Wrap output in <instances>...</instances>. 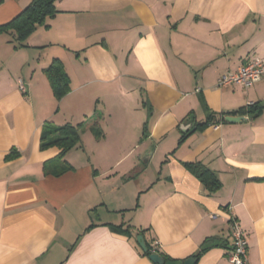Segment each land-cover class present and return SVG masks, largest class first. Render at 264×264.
Segmentation results:
<instances>
[{"label":"crops","instance_id":"obj_1","mask_svg":"<svg viewBox=\"0 0 264 264\" xmlns=\"http://www.w3.org/2000/svg\"><path fill=\"white\" fill-rule=\"evenodd\" d=\"M30 1L0 0V25ZM54 7L23 47L0 32V264H154L137 228L169 259L200 252L194 264H229L230 216L246 264H264V108L223 120L264 103V79L217 85L264 57V0ZM54 58L69 77L60 98L44 71ZM66 123L81 124L79 139L59 159L41 133ZM193 161L219 185L205 187L183 165Z\"/></svg>","mask_w":264,"mask_h":264},{"label":"trees","instance_id":"obj_2","mask_svg":"<svg viewBox=\"0 0 264 264\" xmlns=\"http://www.w3.org/2000/svg\"><path fill=\"white\" fill-rule=\"evenodd\" d=\"M56 0H31L15 17L5 24L0 25V32L9 34L10 42L15 43V47L25 46V40L28 35L34 31L38 26H46L45 22L48 17H52L56 13L54 2ZM47 74L53 94L56 98L62 97L69 90V77L65 72L62 62L54 58L50 64L44 68ZM264 108V103L254 102L250 103L243 109L234 110L233 113L250 114L252 117L257 116ZM209 121L200 123L199 126H204ZM81 124L72 125L69 123L60 126H45L41 133V148L50 146H58L61 151L58 158L61 159L66 151L75 146L79 139V127ZM95 135L99 136L100 130L93 127ZM64 163V162H63ZM185 168L193 173L205 187L214 189L219 185V181L212 170L207 168L200 162H183ZM68 167V166H66ZM65 171L64 168L56 172V175ZM148 229H136L135 234H143ZM133 235V233H131ZM151 242L144 241L146 250L143 255L149 257L150 254H158L163 257L165 261L172 260L160 252L159 247ZM200 256V252L194 254L192 257L195 260Z\"/></svg>","mask_w":264,"mask_h":264},{"label":"built area","instance_id":"obj_3","mask_svg":"<svg viewBox=\"0 0 264 264\" xmlns=\"http://www.w3.org/2000/svg\"><path fill=\"white\" fill-rule=\"evenodd\" d=\"M262 79H264V57L253 56L238 66L235 71L221 75L217 80V85L219 87L235 85L248 88ZM17 85L19 91L26 95V85L20 78L17 80ZM229 230L232 238V245L228 254L229 264H246L247 242L244 232L234 216L229 218ZM154 244L158 246L156 241Z\"/></svg>","mask_w":264,"mask_h":264},{"label":"water","instance_id":"obj_4","mask_svg":"<svg viewBox=\"0 0 264 264\" xmlns=\"http://www.w3.org/2000/svg\"><path fill=\"white\" fill-rule=\"evenodd\" d=\"M224 113H225V115L223 117V120L225 122L236 123V122H240V121L244 120V116L236 115V114L233 113L232 110H227ZM192 128H190V129H192ZM136 241H137L138 245L141 247V249L143 251H145L146 247H145V243H144L141 235L138 234L136 236ZM149 259L154 264H194L195 261H196L195 258L192 257V256H189V257H187V258H185L183 260H167V261H165L162 256H160L158 254H155V253L150 254L149 255Z\"/></svg>","mask_w":264,"mask_h":264}]
</instances>
